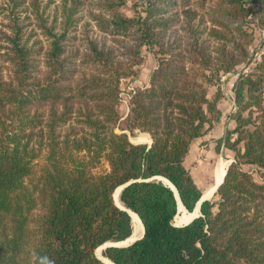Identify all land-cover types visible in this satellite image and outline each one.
Instances as JSON below:
<instances>
[{
  "label": "trees",
  "instance_id": "trees-1",
  "mask_svg": "<svg viewBox=\"0 0 264 264\" xmlns=\"http://www.w3.org/2000/svg\"><path fill=\"white\" fill-rule=\"evenodd\" d=\"M4 1L13 16L39 17L47 45L36 49L15 22L9 35L0 33V264H106L95 250L133 231L112 197L122 184L119 201L137 214L143 233L105 246L101 255L112 263L264 264V53L255 71L234 82L233 127L217 142L233 157L216 200H203L197 216L175 225L177 198L160 179L194 210L203 191L185 158L221 117L220 88L209 95V86L251 62L245 26L249 15L264 26V0H47L58 1L50 27L46 0ZM89 1L99 29L132 40L127 62L92 40L82 54L66 51V28ZM128 1L132 14L121 9ZM177 4L183 17L171 13ZM197 12L208 27L194 23ZM179 19L181 37L168 33ZM142 46L156 65L148 83L128 94L126 128L146 132L150 144L115 130L120 81L135 74Z\"/></svg>",
  "mask_w": 264,
  "mask_h": 264
},
{
  "label": "rangeland",
  "instance_id": "rangeland-1",
  "mask_svg": "<svg viewBox=\"0 0 264 264\" xmlns=\"http://www.w3.org/2000/svg\"><path fill=\"white\" fill-rule=\"evenodd\" d=\"M45 5L44 16L47 13L48 19L46 17L45 26L50 27L52 18L54 14H58V7L55 6L58 1L48 2L47 0L43 2ZM94 3L89 1L82 5L77 12L74 14V20L67 26L66 34L62 41L66 51L69 53L82 54L89 48L88 41L92 40L96 43L98 48H104L105 51H109L113 55V60L120 62H127L129 55L128 50L132 49V40L127 37L115 36L108 31H103L99 29L96 24V20L93 16L98 12L94 7ZM122 11L132 14L134 13L131 1H128L126 6L121 8ZM181 4H177L171 11V13L176 12L183 17L180 11ZM205 14V13H204ZM59 15V14H58ZM200 13L197 12V16L194 23L197 27L204 29L205 26L208 27L209 21H207V15L203 16V20L206 22H199L198 17ZM15 17V18H10ZM253 17L249 15L247 17L246 31L251 34V41L248 44V51L250 57H252L251 62H244L238 64L234 70L220 73L219 79L215 81V86H209V95H212L215 87L220 88L221 96L218 101V107L221 110V117L218 121H215L208 127L203 136L194 140L190 146V151L185 158V166L190 171L191 175L195 179L198 187L203 192L208 189L214 182L215 169L221 165L225 164V168L231 162L233 153L223 145L217 147L218 139L224 136L227 129L233 127V119L231 114L235 111V102L233 94V86L238 74L241 72L255 71V62L260 59L261 53H264V26H260L256 21L252 20ZM180 20V19H179ZM60 16L57 17L54 22V31H59L61 27ZM13 22L21 26V35L23 37H29L30 43L37 41L35 48L43 47L47 45L46 31L43 28H39L41 22L35 17L34 14L28 13L27 11L19 12L17 15L13 16L10 13L9 4L4 0H0V33H5L7 35L11 32V27ZM180 26H173L168 33L171 32L173 35L183 36V29L181 28L184 22L180 20ZM194 26V25H193ZM181 28V29H180ZM205 38L207 35L203 33L201 35ZM5 42L0 40V45H4ZM214 48L215 44H211ZM141 60L133 66L135 74L127 75L120 81V92H119V103L118 112L119 120L117 122L116 131H124L129 140L134 143H147L150 142V137L146 132H140L137 129L129 130L126 128V116L129 111L128 94L134 88L144 87L148 83L149 75L152 69L156 65V54L150 49H146L142 46L140 51ZM125 66L127 64H124ZM206 127V126H205ZM141 139H137L140 138ZM144 140V141H140ZM105 164L102 163V167ZM248 169L256 180H261L262 175L255 166H244ZM115 192V191H114ZM215 191L207 197L208 200H216ZM177 214H181L178 212ZM175 222V220H174ZM101 246V250H102ZM100 250V252H101Z\"/></svg>",
  "mask_w": 264,
  "mask_h": 264
},
{
  "label": "bare ground",
  "instance_id": "bare-ground-1",
  "mask_svg": "<svg viewBox=\"0 0 264 264\" xmlns=\"http://www.w3.org/2000/svg\"><path fill=\"white\" fill-rule=\"evenodd\" d=\"M137 139L139 140V139H141V137L140 138H137ZM140 141H144V140H140ZM224 173H225V164L222 163L221 165H219L215 169L214 182H213V184L208 189H206L203 192V194L201 196L202 199H207V197H209V195H211L214 192V189H215L216 184L220 183L221 178L223 177ZM163 181H164L165 184L169 185L173 189V191L175 193V196L177 198L178 212H181L180 215L177 214L174 217V220H175L174 223H175V225L185 224L186 222H188V220L191 217L195 216L198 213L197 206L194 208V210L192 212H187L184 209V207L180 204V202L178 201V197L176 195L175 189L172 186V184L168 180H166V179H163ZM118 190H119V188H117L115 190V192L113 193V198H114V200H115V202L117 204H120V202L118 200ZM129 214H130L131 222H132V225H133V231H132V234L127 239H125V240L122 241V243H129L132 239H134L135 237L140 236L141 233H142V228L143 227H142L141 221H140L139 217L137 216V214L134 213V212H132V211H129ZM100 250H101V246L96 249V251H95L96 255H98L104 261L110 262V264H112L110 260H108L107 258H105V257H103L101 255Z\"/></svg>",
  "mask_w": 264,
  "mask_h": 264
},
{
  "label": "water",
  "instance_id": "water-1",
  "mask_svg": "<svg viewBox=\"0 0 264 264\" xmlns=\"http://www.w3.org/2000/svg\"><path fill=\"white\" fill-rule=\"evenodd\" d=\"M149 144H150V142H149ZM225 174V173H224ZM224 176V175H223ZM223 178V177H222ZM222 178H221V181H222ZM160 179H162L163 180V178H160ZM221 181H220V183H221ZM220 183H218V184H216V186H215V189H214V191H216V189H217V187H218V185L220 184ZM125 184H122V185H120V186H118L117 188H119V190H118V194H119V192H120V190L122 189V187L124 186ZM169 186V185H168ZM173 186V185H172ZM170 187V186H169ZM174 187V186H173ZM171 188V187H170ZM172 189V188H171ZM175 189V188H174ZM116 190V189H115ZM114 190V191H115ZM173 190V189H172ZM174 192V191H173ZM175 192H176V189H175ZM114 193V192H113ZM175 194V193H174ZM176 195H177V197H178V194H177V192H176ZM112 197H113V194H112ZM113 200H114V198H113ZM118 200H119V195H118ZM203 200H206V199H202V197H200L199 198V200L197 201V203H196V205L195 206H197V208H198V211H199V206H200V203L203 201ZM178 201L180 202V200H179V197H178ZM120 202V201H119ZM114 203L119 207V208H121V209H124V210H126L127 212H128V214H129V211H131V210H129V209H126L124 206H122V204L120 203V204H117L116 202H115V200H114ZM180 204H181V202H180ZM182 205V204H181ZM186 210V209H185ZM187 211V210H186ZM130 215V214H129ZM198 215V213L195 215V216H197ZM195 216H193V217H195ZM193 217H191L189 220H191ZM188 220V221H189ZM187 223V222H186ZM175 224V223H174ZM142 233H143V228H142ZM142 233H141V235L140 236H138V237H135L134 239H132L129 243H131L132 241H134V240H136V239H138V238H140L141 236H142ZM125 240V239H124ZM123 241V240H122ZM122 241H119V242H116V243H106V244H104L103 246H102V248H104L105 246H107V245H116V246H124V245H126V244H129V243H122ZM96 251V250H95ZM96 254V253H95ZM98 256V255H97ZM99 257V256H98ZM100 258V257H99ZM103 262H105L106 264H110V262H106V261H104L102 258H100ZM112 263V262H111ZM112 264H114V263H112Z\"/></svg>",
  "mask_w": 264,
  "mask_h": 264
}]
</instances>
